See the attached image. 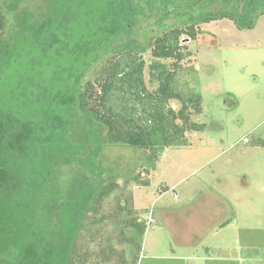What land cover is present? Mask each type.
Wrapping results in <instances>:
<instances>
[{
  "label": "trees",
  "instance_id": "1",
  "mask_svg": "<svg viewBox=\"0 0 264 264\" xmlns=\"http://www.w3.org/2000/svg\"><path fill=\"white\" fill-rule=\"evenodd\" d=\"M41 1L42 17L8 5L11 28L0 6V264H95L83 241L93 243L95 224L108 218L127 221L141 251L147 227L137 217L120 220L131 213L127 206L117 204L106 217L120 186L96 187L90 175L104 170L85 150L93 146L97 158L107 144L143 149L155 166L166 148L188 147L187 134L206 125L194 120L204 99L200 71L184 66L193 56L185 42L223 20L254 29L264 0ZM154 15L161 33L151 44V90L136 35L141 20ZM79 118L100 128L87 132V145L72 134ZM103 129L105 144L98 142ZM75 161L90 175L63 184L62 168Z\"/></svg>",
  "mask_w": 264,
  "mask_h": 264
},
{
  "label": "rangeland",
  "instance_id": "2",
  "mask_svg": "<svg viewBox=\"0 0 264 264\" xmlns=\"http://www.w3.org/2000/svg\"><path fill=\"white\" fill-rule=\"evenodd\" d=\"M14 1L18 0H0L10 28L14 18L8 5ZM17 8L28 9L38 17L46 12L41 0H21ZM156 19L155 15L144 17L136 35L145 49L141 56L147 62L145 75L151 90L156 87L149 73L154 60L151 44L161 33ZM174 23L170 20L166 25ZM202 28L209 33L185 42L193 56L184 66H194L201 73L204 112L194 120L204 123L205 131L188 133V147L166 148L155 166L143 149L107 144L97 158L95 152L90 154L93 146L85 150L86 156L89 154L88 158L96 159V165L103 168L101 176H91L77 161L62 168L63 184L83 174L90 175L96 187L117 182L120 188L108 199L104 214L108 218L117 204L127 206L131 216L125 211L120 220L137 217L147 227L138 251L129 240L135 230L127 221L108 218L97 222L93 243L83 241L95 264H105L107 259V264H197L191 251L168 250L173 238L161 211L183 208L195 197L204 198L205 193L227 199L231 212L228 222L233 221L206 241L214 250L208 253V262L200 264H264V146L259 145L264 135V15L252 30L237 29L229 20ZM100 67L93 69L91 79ZM12 80L6 81L7 93L13 87ZM172 105L180 108L178 103ZM93 125L90 119L79 118L72 130L74 140L87 145V132L100 129ZM98 142L106 143L105 130L99 132ZM244 179L250 182L247 188L240 184ZM130 196L133 207L129 206Z\"/></svg>",
  "mask_w": 264,
  "mask_h": 264
},
{
  "label": "crops",
  "instance_id": "3",
  "mask_svg": "<svg viewBox=\"0 0 264 264\" xmlns=\"http://www.w3.org/2000/svg\"><path fill=\"white\" fill-rule=\"evenodd\" d=\"M240 184L247 188L250 182L244 179ZM226 200L221 196L219 198L215 194L205 193L204 198L195 197L183 208L162 209V219L173 238L168 250L171 253L191 251L197 264L203 260L208 262V253L214 249L208 247L206 241L233 221L228 222L231 212Z\"/></svg>",
  "mask_w": 264,
  "mask_h": 264
},
{
  "label": "flooded vegetation",
  "instance_id": "4",
  "mask_svg": "<svg viewBox=\"0 0 264 264\" xmlns=\"http://www.w3.org/2000/svg\"><path fill=\"white\" fill-rule=\"evenodd\" d=\"M259 145L260 146H264V135H263V137H261V140L259 141Z\"/></svg>",
  "mask_w": 264,
  "mask_h": 264
},
{
  "label": "built area",
  "instance_id": "5",
  "mask_svg": "<svg viewBox=\"0 0 264 264\" xmlns=\"http://www.w3.org/2000/svg\"><path fill=\"white\" fill-rule=\"evenodd\" d=\"M245 142H246V143H249V140H248V139H245Z\"/></svg>",
  "mask_w": 264,
  "mask_h": 264
}]
</instances>
